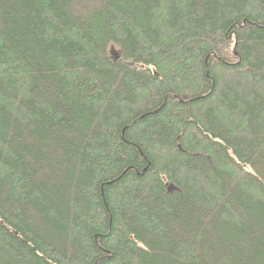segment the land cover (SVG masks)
Listing matches in <instances>:
<instances>
[{
  "label": "trees",
  "instance_id": "trees-1",
  "mask_svg": "<svg viewBox=\"0 0 264 264\" xmlns=\"http://www.w3.org/2000/svg\"><path fill=\"white\" fill-rule=\"evenodd\" d=\"M0 264H264V0H0Z\"/></svg>",
  "mask_w": 264,
  "mask_h": 264
},
{
  "label": "water",
  "instance_id": "water-1",
  "mask_svg": "<svg viewBox=\"0 0 264 264\" xmlns=\"http://www.w3.org/2000/svg\"><path fill=\"white\" fill-rule=\"evenodd\" d=\"M236 55H238V54L236 53ZM111 56L115 58V61H118L120 59V56L119 55H116V53H115L114 50L111 52ZM173 188L174 187L172 185H170L169 191L173 190Z\"/></svg>",
  "mask_w": 264,
  "mask_h": 264
},
{
  "label": "rangeland",
  "instance_id": "rangeland-1",
  "mask_svg": "<svg viewBox=\"0 0 264 264\" xmlns=\"http://www.w3.org/2000/svg\"><path fill=\"white\" fill-rule=\"evenodd\" d=\"M115 53H116V55H117V54H118V51L115 50ZM126 63H127V65L130 66V67H133V65H134L132 61H129V62H126Z\"/></svg>",
  "mask_w": 264,
  "mask_h": 264
}]
</instances>
